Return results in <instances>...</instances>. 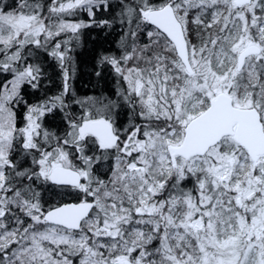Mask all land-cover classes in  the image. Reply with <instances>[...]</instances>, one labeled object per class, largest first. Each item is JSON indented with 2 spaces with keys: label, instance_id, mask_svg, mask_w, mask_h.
<instances>
[{
  "label": "snow or ice",
  "instance_id": "1",
  "mask_svg": "<svg viewBox=\"0 0 264 264\" xmlns=\"http://www.w3.org/2000/svg\"><path fill=\"white\" fill-rule=\"evenodd\" d=\"M0 264H264V0H0Z\"/></svg>",
  "mask_w": 264,
  "mask_h": 264
},
{
  "label": "trees",
  "instance_id": "2",
  "mask_svg": "<svg viewBox=\"0 0 264 264\" xmlns=\"http://www.w3.org/2000/svg\"><path fill=\"white\" fill-rule=\"evenodd\" d=\"M118 29L116 32L106 34L99 32L95 29L86 30L83 37V43L81 47L77 49L78 52V72L76 78L73 80V88L75 90V96L79 97H100L108 96L115 99L116 90V77L110 68H104L102 75L97 77L95 72L101 70L97 68V57L102 52L115 51L116 41L119 39ZM60 81L58 76H54L53 82L48 83L45 81V88L49 95L55 94L59 90ZM37 96L42 95V92L36 93ZM78 105L73 104L72 110L76 112ZM126 110L121 112V120L126 118ZM121 121V122H122ZM58 122L49 120L50 125L54 126Z\"/></svg>",
  "mask_w": 264,
  "mask_h": 264
},
{
  "label": "rangeland",
  "instance_id": "3",
  "mask_svg": "<svg viewBox=\"0 0 264 264\" xmlns=\"http://www.w3.org/2000/svg\"><path fill=\"white\" fill-rule=\"evenodd\" d=\"M118 86H119V85L117 84V85H116V89L118 88ZM89 97H93V96H89ZM79 98H83V97H79ZM115 99H117V97H116V96H115ZM79 111H80V109H79V106H78V109H77V111H76V112L78 113ZM126 119H127V116H126V118H124V120H123V121L121 120V121H122L121 123H124V122H126Z\"/></svg>",
  "mask_w": 264,
  "mask_h": 264
}]
</instances>
